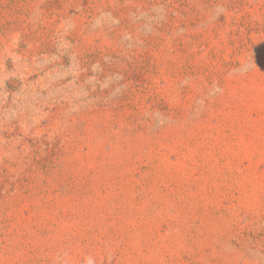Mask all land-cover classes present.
Listing matches in <instances>:
<instances>
[{
	"label": "rangeland",
	"instance_id": "obj_1",
	"mask_svg": "<svg viewBox=\"0 0 264 264\" xmlns=\"http://www.w3.org/2000/svg\"><path fill=\"white\" fill-rule=\"evenodd\" d=\"M0 264H264V0H0Z\"/></svg>",
	"mask_w": 264,
	"mask_h": 264
}]
</instances>
